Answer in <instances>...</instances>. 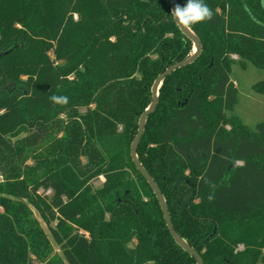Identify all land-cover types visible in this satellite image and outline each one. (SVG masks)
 I'll return each mask as SVG.
<instances>
[{
    "label": "trees",
    "instance_id": "trees-1",
    "mask_svg": "<svg viewBox=\"0 0 264 264\" xmlns=\"http://www.w3.org/2000/svg\"><path fill=\"white\" fill-rule=\"evenodd\" d=\"M204 2L136 154L204 264H264V121L241 125L229 77L231 53L264 71V0ZM0 53V264H196L129 155L192 53L170 0H0Z\"/></svg>",
    "mask_w": 264,
    "mask_h": 264
},
{
    "label": "water",
    "instance_id": "water-1",
    "mask_svg": "<svg viewBox=\"0 0 264 264\" xmlns=\"http://www.w3.org/2000/svg\"><path fill=\"white\" fill-rule=\"evenodd\" d=\"M175 1L176 0H170V10L171 11L175 7ZM176 26L178 27L180 32L188 40H190V42L192 43V53L187 58L172 63L169 67H167L161 73H159L157 75V77L154 79L152 86H151V101H150L149 105L142 111V113L140 114V116L138 118L137 130H136V133H135V135H134V137L130 143V147H129V155H130V158H131L132 162L134 163L136 169L143 176L146 183L149 185L153 194L155 195V197L158 201V204H159L165 225H166L171 237L175 241V243L177 245H179L191 257H193L196 264H204L203 261L201 260V258L199 257L198 253L191 246H189L187 244V242L184 239H182L179 236V234L175 231L173 224L171 222L169 213H168V209H167L165 200H164L162 194L160 193V191H159L156 183L154 182L153 178L149 175V173L140 164V162L137 158V154H136V148H137L139 140L142 136V133L144 131V125H145L146 118L156 108L157 100H158V90H159V87H160L162 81L164 80V78L167 75L172 73L174 70L192 63L197 58V56L199 55V53L201 51L200 41H199L198 37L194 34V32L191 29L190 30L182 29L177 24H176ZM1 54L2 53H0V55Z\"/></svg>",
    "mask_w": 264,
    "mask_h": 264
},
{
    "label": "rangeland",
    "instance_id": "rangeland-1",
    "mask_svg": "<svg viewBox=\"0 0 264 264\" xmlns=\"http://www.w3.org/2000/svg\"><path fill=\"white\" fill-rule=\"evenodd\" d=\"M230 58L234 61L230 69V81L238 91L237 103L234 107L233 114L238 121L248 130H253L254 125L260 121H264V89L259 90L256 84L263 82L264 71L256 68L247 62L244 65H238V56L234 53L230 54ZM225 130H230L231 126L227 123L222 124ZM235 164H241L236 161ZM103 181L102 177L92 182L94 187L100 186ZM49 191H46L48 193Z\"/></svg>",
    "mask_w": 264,
    "mask_h": 264
},
{
    "label": "clouds",
    "instance_id": "clouds-1",
    "mask_svg": "<svg viewBox=\"0 0 264 264\" xmlns=\"http://www.w3.org/2000/svg\"><path fill=\"white\" fill-rule=\"evenodd\" d=\"M171 17L180 28L190 30L196 24L211 20L213 11L204 0H187L183 6L175 5L171 11ZM50 100L61 106L68 104L67 96L53 95Z\"/></svg>",
    "mask_w": 264,
    "mask_h": 264
}]
</instances>
